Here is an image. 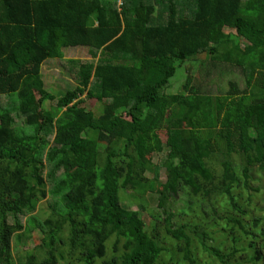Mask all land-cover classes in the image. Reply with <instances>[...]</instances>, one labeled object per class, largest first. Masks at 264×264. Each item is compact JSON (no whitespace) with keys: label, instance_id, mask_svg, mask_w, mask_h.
I'll use <instances>...</instances> for the list:
<instances>
[{"label":"trees","instance_id":"16d2710c","mask_svg":"<svg viewBox=\"0 0 264 264\" xmlns=\"http://www.w3.org/2000/svg\"><path fill=\"white\" fill-rule=\"evenodd\" d=\"M76 47L92 58L67 60ZM48 59L77 82L64 95L45 88ZM203 60L245 87L193 85ZM162 170L163 218L148 225L124 193H153ZM257 173L264 0H0V264H264Z\"/></svg>","mask_w":264,"mask_h":264},{"label":"rangeland","instance_id":"374dc122","mask_svg":"<svg viewBox=\"0 0 264 264\" xmlns=\"http://www.w3.org/2000/svg\"><path fill=\"white\" fill-rule=\"evenodd\" d=\"M117 6H120L118 2ZM157 16H159V13L157 14ZM103 54H100V56H103ZM64 55L67 60H89L92 58L87 48L76 47L64 49ZM203 61L205 62H192V66L194 69H191L194 78L192 82L193 85L201 84L204 91L208 93L211 92L212 94H218L220 93V91H228L230 89V81H235L240 88L245 87V81L241 76L239 70L233 69L229 65H218L217 67H213L210 60ZM41 72L42 79L45 83V88L59 96L64 95L68 90L73 89L77 85V82L74 81L73 77H71L72 73L70 69L62 64L58 59L46 60L42 66ZM187 75V70L186 73H183L180 78V72L177 73L176 76L172 79V86L168 89V92H178L179 85L185 82ZM85 105L87 109H92L97 116L101 115L100 110L102 105H99L96 100H88ZM54 131L55 130L49 129L47 130V133L49 132V134H53ZM165 180L166 174L165 171L162 170L160 179L156 183V191H154L153 193H150L149 195L144 197H137L129 192L124 193L125 203H131L134 209H140L143 213L142 217L148 223V225L152 222L153 219L160 218L163 214L162 210L158 207V194L162 190L163 182ZM252 186L260 188L258 192L252 191L255 206L257 207V209H260L259 211H255V209L253 212L258 214L259 216H262L264 219V173H257L255 175ZM180 206L184 207L185 204L183 203ZM49 213V198L40 200L36 206L34 217L43 220L48 217ZM39 236L40 235L38 234V232L35 231L34 236L30 238L27 232L21 233L20 237H15L13 241L14 257L17 258L18 254H23L24 251L28 248H33L40 239Z\"/></svg>","mask_w":264,"mask_h":264},{"label":"built area","instance_id":"2783aa9c","mask_svg":"<svg viewBox=\"0 0 264 264\" xmlns=\"http://www.w3.org/2000/svg\"><path fill=\"white\" fill-rule=\"evenodd\" d=\"M116 2H118L119 5H121L123 2H125V0H116Z\"/></svg>","mask_w":264,"mask_h":264}]
</instances>
